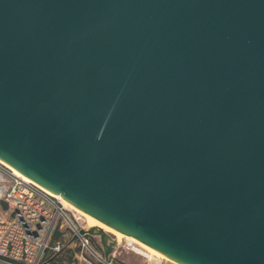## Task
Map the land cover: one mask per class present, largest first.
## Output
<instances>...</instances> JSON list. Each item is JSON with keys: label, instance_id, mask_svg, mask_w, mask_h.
<instances>
[{"label": "water", "instance_id": "95a60500", "mask_svg": "<svg viewBox=\"0 0 264 264\" xmlns=\"http://www.w3.org/2000/svg\"><path fill=\"white\" fill-rule=\"evenodd\" d=\"M0 159L181 264H264V0H0Z\"/></svg>", "mask_w": 264, "mask_h": 264}, {"label": "built area", "instance_id": "2783aa9c", "mask_svg": "<svg viewBox=\"0 0 264 264\" xmlns=\"http://www.w3.org/2000/svg\"><path fill=\"white\" fill-rule=\"evenodd\" d=\"M60 217L70 226L72 240L76 239L82 248L103 263V255L93 246L88 233L79 232L80 228H87L79 223L81 216L62 208L53 196L35 183L13 174L0 160V264H62L57 257L71 240L67 241L63 233L53 239ZM117 247L115 240L106 264H114L112 257ZM81 261L94 264L86 254L81 255ZM154 261L160 263L162 260L155 258Z\"/></svg>", "mask_w": 264, "mask_h": 264}, {"label": "rangeland", "instance_id": "374dc122", "mask_svg": "<svg viewBox=\"0 0 264 264\" xmlns=\"http://www.w3.org/2000/svg\"><path fill=\"white\" fill-rule=\"evenodd\" d=\"M2 205L1 207H3ZM68 210H71L75 212L76 214H79L81 217L78 218V221L81 225L87 226V220L84 214H82L80 211L76 210L75 208H68ZM67 213L71 214V212ZM102 230L106 231L112 238H115L117 240V249L115 252V255L112 257V262L114 264H175L174 262L170 260H165L162 258V261L155 262L154 257L156 256L154 253L151 255V258L145 255V253L137 252L136 250H133L132 245L128 244V240L125 237H117L116 234L108 228H103ZM54 232H59L65 234V238L68 241L70 238V242H68L63 250L60 252L59 256L57 257V261L62 264H82L81 262V255L86 254L88 257H91L94 260V264H102L97 260L95 256H93L88 249L82 248L80 245V242H78L76 239H73V233L70 229V226L64 221L62 217L58 219V225L55 227ZM89 237L91 238V242L95 248H97L101 253L102 247L99 242V236L96 234H90L88 233ZM103 255V254H102ZM110 255V254H109ZM110 257V256H109ZM157 258V257H156Z\"/></svg>", "mask_w": 264, "mask_h": 264}, {"label": "bare ground", "instance_id": "6f19581e", "mask_svg": "<svg viewBox=\"0 0 264 264\" xmlns=\"http://www.w3.org/2000/svg\"><path fill=\"white\" fill-rule=\"evenodd\" d=\"M1 160V159H0ZM2 161V160H1ZM3 162V161H2ZM7 167H9L11 169V172L13 174H15L16 176H19L20 178H22L25 181L28 182H33L34 181L30 180L28 177L24 176L23 174H21L20 172L14 170L11 166H9L8 164H6L5 162H3ZM37 186H39L41 189H43L45 192H47L49 195L53 196L58 202H60V204L62 205V208H75L76 210H78L76 207H74L72 204H70L68 201H66L64 198L60 197V196H56L53 192H51L50 190L40 186L39 184L35 183ZM80 211V210H78ZM81 212V211H80ZM82 213V212H81ZM84 214V213H82ZM85 215V214H84ZM86 217L87 220V229L88 228H94V229H103V228H108L110 229V231L114 232L116 234L117 237H125L128 240V244L132 245L133 250H136L137 252L140 253H145V255L147 254V256L149 258H151V255L154 253L156 256L154 258H162L165 260H170L172 262H174L175 264H181L173 259H171L170 257H168L167 255L163 254L162 252L152 248L151 246L145 244L144 242H142L141 240L135 238L132 235L126 234L122 231H119L111 226H107V225H102V224H98L95 221H93L92 219H90L89 217ZM157 263V262H156Z\"/></svg>", "mask_w": 264, "mask_h": 264}, {"label": "trees", "instance_id": "16d2710c", "mask_svg": "<svg viewBox=\"0 0 264 264\" xmlns=\"http://www.w3.org/2000/svg\"><path fill=\"white\" fill-rule=\"evenodd\" d=\"M59 235V232H55L54 236H53V239H56Z\"/></svg>", "mask_w": 264, "mask_h": 264}]
</instances>
